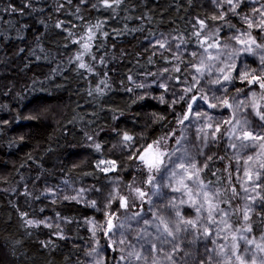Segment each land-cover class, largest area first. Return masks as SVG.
I'll list each match as a JSON object with an SVG mask.
<instances>
[{
    "label": "trees",
    "instance_id": "obj_1",
    "mask_svg": "<svg viewBox=\"0 0 264 264\" xmlns=\"http://www.w3.org/2000/svg\"><path fill=\"white\" fill-rule=\"evenodd\" d=\"M25 3L30 7L25 8ZM10 6L23 8V14L5 11ZM220 13L209 0H122L112 8L99 0L85 4L80 0H0V264L81 261L82 246L92 237L89 226L102 220L104 212L74 201L52 203L46 198L47 186L65 180L98 188L120 176L129 202L137 199L136 187L148 191L147 172L130 158V150L118 158L125 175L106 174L97 167L124 133L134 137L139 149L174 132L166 141L171 150L177 146L173 140L181 137L179 121L188 104H164L145 97L143 87H136L175 64L172 56L154 53L146 42L173 34L190 46H199L210 28L224 25L209 19ZM199 19L209 28L201 29ZM227 19L239 30L244 27L236 17ZM98 23L100 27L94 28ZM90 27L92 40L88 41ZM234 30L221 27L219 40ZM196 31L201 32L200 39L193 35ZM85 42L90 43L87 51L82 47ZM80 63L87 67H79ZM247 63L248 68H258ZM174 77L187 75L181 70ZM233 83L245 87L239 80ZM216 154L226 157L222 145ZM227 160L210 165L219 170L215 176L206 170L201 177L220 188L217 181L223 180L222 165ZM232 183L239 185L235 179ZM233 205H241L240 200ZM257 211L251 218L258 238ZM50 217L66 222L71 240L61 238L59 230L26 224L28 219Z\"/></svg>",
    "mask_w": 264,
    "mask_h": 264
},
{
    "label": "snow or ice",
    "instance_id": "obj_2",
    "mask_svg": "<svg viewBox=\"0 0 264 264\" xmlns=\"http://www.w3.org/2000/svg\"><path fill=\"white\" fill-rule=\"evenodd\" d=\"M99 2L106 8H112L113 5L118 6L122 3V0H99ZM211 2L217 8L224 10L219 16H212L209 19L224 21V25L210 28L209 34H206L199 43L204 55L199 64H193L191 67L195 68L200 77H203L205 70H208V75H211V69L215 67L214 64L206 62L217 61L223 65L216 69L221 75L207 81L210 85H220L217 91L227 93V85L232 84L233 80H239L258 86L261 92L259 97L256 91H251L250 95L246 93L248 100L246 105L243 99L237 101L235 108L243 110L239 119L236 111H233L229 119L216 123L215 126L212 122L204 123L199 127L189 124V127H195L194 139L191 143L196 148L197 155L202 158L199 161L185 146L187 136L173 140L177 147L169 150L166 141L175 136L174 132L166 138L148 144L143 149L134 146V137L127 133L123 134V147L130 149V158L138 160L149 174L145 183L152 187V196L157 200L154 203L149 198L147 202L150 207L147 212L143 209L133 211L118 224L113 223L115 213L109 214L103 230L105 236L109 233L119 234L117 239L109 244V248L113 251L121 252L117 264H264V215L261 214L264 213V103L260 102L264 101V0H211ZM68 3H71V0H68ZM80 3L85 4L87 0H80ZM257 3H259L258 7ZM249 4H251V9L246 12L244 9L248 8ZM225 5L228 7L225 8ZM24 7H30V4L25 3ZM92 7H96V4ZM76 10L78 12L79 7ZM5 11H19L23 14V8L17 9L12 6ZM229 14L239 18L246 26L244 31L237 29L236 25L227 19ZM198 24L201 29L209 28L204 19H199ZM225 26L235 29L229 40L235 41L241 46L240 48H230L227 43L223 45L220 43L218 33L221 27ZM57 27H61V24L58 23ZM93 27L99 28L100 24ZM93 27L88 29V41L92 40ZM253 29L257 31V36L252 34ZM193 35L199 39L201 32L196 31ZM173 39L179 38L173 37ZM209 39L213 42L209 43ZM76 42L80 43V41ZM156 43L160 48L166 49L170 44L166 40H157ZM180 43H185V41L180 39ZM174 46L179 50L180 44ZM82 47L87 51L90 49V43L85 42ZM209 49L215 50V54ZM245 54L258 58V68H248L241 61L240 67L244 70H237L236 60ZM190 55L196 57L197 52L192 51ZM222 56H226L232 62L225 63L221 60ZM179 58V56L176 57V59ZM77 59L81 57L77 56ZM79 67L87 66L80 63ZM225 68L228 69L227 72ZM89 71H91L90 68ZM164 71L167 72L168 69L165 68ZM175 71L180 72L181 68L176 67ZM233 72L236 73L235 77L232 75ZM192 79L196 85L199 84L196 77ZM144 86L143 84L136 85L141 88ZM160 87L166 88L167 86L160 85ZM193 87L194 85H189L184 91L191 92ZM128 90L131 91V89ZM236 91L239 94L242 90L237 89ZM183 98V96L180 97V99ZM160 99L163 101V97ZM195 99L192 97V102H195ZM200 99L207 101L208 97L203 95ZM219 104L229 109L234 107L228 99L219 100ZM217 106L216 103L208 104L209 108ZM190 118L196 121L213 120L212 116L207 113L198 111L193 113L192 104L188 103L187 111L179 123L183 124ZM223 125L230 126L224 133L221 132ZM209 130L211 135H209ZM225 137L227 138L226 151L228 149L234 151L233 155L228 157L227 162L222 165L223 180L218 179L217 183H220L221 187L217 188L210 186L213 185V181L206 182L201 177V173L207 170L213 176L217 174L219 170L213 169L210 165L217 161H225L226 157L217 155L211 149L215 148ZM95 147L99 150L101 146L96 144ZM205 149L209 150L207 154ZM255 149L258 151H254ZM100 165H106L101 168V171L105 173L117 170L116 160H101L97 167ZM157 174H160L159 181L156 178ZM233 179L239 181V191L237 185L232 183ZM165 189L180 193V196L169 197ZM94 190L99 191V189ZM85 191L84 188L79 189L78 195L82 196ZM133 192L134 196L142 202L149 195L139 187L133 189ZM109 195L111 200L117 199L116 195L112 193ZM64 199L75 200L77 197L65 196ZM236 199L241 200L242 204L234 206L233 201ZM90 203L95 207V200ZM222 204L225 207H221ZM117 206L128 210L134 207V204L130 206L127 196H119ZM185 209L191 211L192 218L186 216ZM257 209L259 210L256 213L259 221L256 225L258 238L253 234V221L250 215ZM21 215L27 216V213H21ZM26 224L32 227L40 225L52 227L46 220L28 219ZM59 235L63 238L62 232ZM129 236L132 237L131 240L128 239ZM198 243L203 245V251L197 259L196 246ZM113 245L124 247L117 249ZM96 251L97 249H92V252ZM96 264H104V261H96Z\"/></svg>",
    "mask_w": 264,
    "mask_h": 264
},
{
    "label": "rangeland",
    "instance_id": "obj_3",
    "mask_svg": "<svg viewBox=\"0 0 264 264\" xmlns=\"http://www.w3.org/2000/svg\"><path fill=\"white\" fill-rule=\"evenodd\" d=\"M211 1V0H209ZM213 4V3H212ZM256 6H259V3L256 4ZM214 8H217L213 4ZM228 6L225 5V8ZM243 7V6H242ZM220 12L223 11L224 9L217 8ZM251 9V4H249L248 8H245L244 10L246 12H249ZM231 14L227 18H232ZM238 18V17H236ZM238 21L242 23L239 18ZM243 25V24H242ZM244 27L240 29V31H244L246 26L243 25ZM252 34L254 36L257 35L256 30H251ZM235 32L232 31L228 35H223L220 43L223 45L227 43L230 48H240L241 46L236 44L235 41L229 40V37L233 35ZM173 37L179 38V39H173ZM180 39H183L185 43H180ZM200 39V38H199ZM204 39V38H202ZM157 40H166L169 41V48H160L159 45L156 43ZM201 41V39H200ZM176 44H180L179 50L174 46ZM146 46L150 48L151 50L154 51V53L158 55H170L174 58L175 64L172 67H165L168 69L167 72L164 71L165 68L160 70L154 77H148L145 79L143 85V93L145 97L150 96L151 98H156L159 101H162L160 97H163V103L164 104H169L174 107H181L183 104H192V110L193 113L195 112H200V113H207L208 115L212 116L213 120L212 121H196L190 118L189 121H185L182 124V130H181V136H187L188 140L185 141V146L188 148L189 152L196 157V159L199 161L202 158L197 155L196 148L193 146L191 143L192 140L194 139V133H195V127H199L204 123L207 122H212L213 125L215 126L216 123H219L223 120H227L230 118V114L233 111H236L237 118H241L243 114V110L241 109H236L235 105L238 100L243 99L245 101V105L248 103V100L245 96V94H249L251 91H256L257 96L259 97V94L261 90L258 88L256 85H249L246 89L247 82H241L239 81L244 88L240 89L239 86L235 83L227 85L228 91L227 93L223 91H217L216 89H219L221 86L220 85H210L207 83L208 80L215 79L217 76H220L221 74L217 72L216 69L223 67V65L217 61H211V62H206V63H211L214 64L215 67L211 69V75H208V70H205L204 76L200 77V75L195 71V68L191 67L193 64H199L200 59L203 57V49H201L199 46H190L189 44L186 43V40L184 38L178 37L173 34H163L155 39H151L146 42ZM192 51L197 52V56L193 57L190 55ZM210 52L215 54V50L209 49ZM179 56V59H176V57ZM221 60H224L225 63H231L232 61L228 60L226 56H222ZM243 61L247 67L248 63L247 62H253L254 64H258V58L256 56H249V55H241L237 60V70L238 71H243L240 67V62ZM180 67L183 72L186 73L187 78H179L178 80L175 79L174 73L175 68ZM228 69L225 68V72H227ZM177 73V72H176ZM233 77H235L236 73H232ZM193 77H196V79L199 80V84L196 85L195 81L192 79ZM235 82V80H233ZM160 85H166L167 87H160ZM189 85H194L193 90L191 92H185L184 90L189 86ZM237 89L242 90L237 94ZM207 95L208 100H202L200 99L201 96ZM183 96V99H180V97ZM195 97V102H192L191 98ZM218 98V99H217ZM223 99H228L230 103L233 104V109H229L225 106H222L219 104V100ZM261 102V101H260ZM209 103H216L218 106L216 108H209L208 104ZM187 111V109H186ZM186 113V112H185ZM184 115V114H183ZM183 117V116H182ZM189 124L194 125L195 127H189ZM230 126L229 125H223L221 128V132L224 133L226 129H228ZM209 135H211V131L209 130ZM219 136V134H217ZM226 142L227 138L225 137L224 139H221L219 143L216 145L215 148H212V152L217 151L218 147L222 145V150L226 157H231L233 155V151L231 149H228L226 151ZM177 147V146H176ZM130 149H127L123 147L122 144V138L118 140V142L109 150L106 154L105 157H103L101 160L108 161V160H116L117 162V170L114 172H108L106 174H113L117 173L119 175L126 174V169L122 167V165L118 162V158L122 155H124L127 151ZM205 153H208V149L204 150ZM254 151H258V149H255ZM99 164V163H98ZM106 165H100L98 167L101 169L102 167H105ZM147 175H149L147 173ZM157 181L160 179V174H157ZM239 184V181H238ZM84 188L86 191L83 193V195H78L79 189ZM94 189H99V191H95ZM118 190V191H115ZM144 191V190H143ZM152 187L149 185V189L147 193L149 194L148 197H145V200L142 202L138 198L135 199V201H130L129 204L130 206L134 204V207H130L128 210L119 208L118 205V200L119 196H125L126 193V185L124 182V179L120 176H115L114 179H112L111 182L104 184L100 187H90V186H84L78 182H68V181H61L56 185H51L47 186L46 188V198L52 202V203H62L66 201H74L80 204H83L91 209H93L96 213H102L104 212V216L102 220H96L93 223L90 224L89 229L91 231L92 237L91 240L82 246L83 250V257L81 261L77 264H96V261L103 260L104 264L108 263V260L110 261V264H117L119 260V255L121 252L119 250L113 251L112 248H109V244H111L112 240L117 239V236L119 235H112V233H109L108 236H105L103 227L106 224L109 214L115 213V217L113 219L114 224H118L121 220H124L127 215H130L131 212L133 211H140L143 209L144 212L148 211V208L150 205L148 204V199L151 198L152 201L155 203L157 198L152 196ZM169 197H179L180 193H173L168 191L167 189L164 190ZM110 193L114 194L117 196L116 200H111ZM73 197L76 196L77 199H64V197ZM95 200L96 205L95 207L92 206L90 203L91 201ZM240 204H242V201L240 200ZM185 211L189 212L191 214L192 218V213L190 210L185 209ZM256 210H254L250 215H253V213ZM47 223L52 225V229L59 230L62 232L63 237L71 240L70 233L67 230V224L65 221L60 220L57 217H50L45 219ZM58 226V227H57ZM95 226V227H94ZM129 240L132 239L131 236L128 237ZM221 242V241H218ZM211 246V245H210ZM113 247H116L117 249L122 248L124 246L120 245H113ZM95 248L97 249L96 252H92V249ZM203 251V245L198 243L196 246V258L198 259L200 256V253ZM89 253H92L89 255ZM116 255V258H114V254Z\"/></svg>",
    "mask_w": 264,
    "mask_h": 264
}]
</instances>
